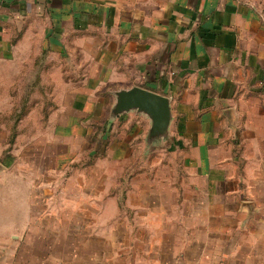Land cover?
Segmentation results:
<instances>
[{
  "label": "crops",
  "instance_id": "obj_1",
  "mask_svg": "<svg viewBox=\"0 0 264 264\" xmlns=\"http://www.w3.org/2000/svg\"><path fill=\"white\" fill-rule=\"evenodd\" d=\"M18 51L0 75V264H264V0H0V58ZM133 86L169 98L165 139L146 141L142 113L110 117ZM124 127L144 131L143 149L181 151L195 237L182 212L186 235L172 237L143 176L133 210L161 223L110 226L119 197L84 157L124 155L122 136L99 143Z\"/></svg>",
  "mask_w": 264,
  "mask_h": 264
},
{
  "label": "rangeland",
  "instance_id": "obj_2",
  "mask_svg": "<svg viewBox=\"0 0 264 264\" xmlns=\"http://www.w3.org/2000/svg\"><path fill=\"white\" fill-rule=\"evenodd\" d=\"M3 57L0 58V75L9 76L13 72L12 70H9V68L14 67L20 61L26 59L27 53H20L19 51L17 53L12 52L8 54V56L4 58ZM25 91L27 92V88H25ZM20 93H22L21 88L17 87L15 97L19 98ZM8 106V98L4 97L3 95L0 98V109L4 110ZM127 130L128 129H126V127L118 128L117 131L113 132L112 135H99V143H101L102 146L106 143V141L102 139L103 137H108L107 139L109 140L111 138V142H120L122 140L120 139V136L124 137V139L129 143L130 146V150L124 155H100L101 149L96 148L97 152H95L94 156L91 157L85 155L84 157V159L90 158L88 160L89 163L87 165V173H97L98 171L102 170L104 174V172L106 171V174L109 175V183L107 184L109 186V195L110 197L113 195H118L119 197L118 206L120 207V214H118L117 216L110 215V226L115 227L118 218H126L128 220L127 227L131 230L132 235L135 236L136 228L154 224V222H156V217L157 222H160L159 214L155 216L147 215L146 217H140L133 210L134 208L136 210V205L132 204V202H136V181H138V177L143 176L145 178L143 179V184L147 186L154 181L156 182L157 190H159L160 192V195L158 193V199L156 200L158 203H164L166 205V208H169L167 212L170 213L169 215L171 217V220H169L168 222L174 223L175 227L174 231L172 232V237H177L176 239L180 240L183 239V237L186 235V231L184 230V228L183 230H180L179 228L181 212L183 216L182 222L184 223L188 221L189 229L187 230V234L190 236V238L192 236L195 237L197 231V215L194 214L196 204L193 202L196 201L192 199L193 194H191L189 191H186L185 188L187 183L184 184V181H187L188 177L190 179L191 176L187 174L186 169L184 170V167L182 166L181 151L177 148L170 150H152V148L143 149V138L145 134L144 131H141V133L137 135L136 139V135L132 136V130L128 134L127 132L124 133V131ZM96 138L97 135H95L94 137V144L98 143L97 141H95ZM138 146H141L140 150H138ZM5 157L6 153L1 152L0 149V158L9 159L8 154L7 157ZM89 164L92 166H90ZM89 167H91V170L89 169ZM183 190L187 192V196L189 197V201L187 202L185 210H189L190 214L189 216L186 215V217L184 216V202H182L181 200V194ZM128 193L131 194V197L129 198H127L128 196H130L128 195ZM111 202L112 200H109V204ZM110 206L115 205L110 204ZM176 224H178L177 227ZM193 226L196 227L195 230ZM119 232L122 234V237L125 235L124 230L121 231L120 228ZM116 233L118 234L117 230L110 231L109 236L115 237ZM123 242L124 240L121 241V243ZM121 249V246L118 245L117 247V242H113V245H110V252L114 251L116 253L117 250ZM128 250L130 251V258H136V245L131 248L128 247Z\"/></svg>",
  "mask_w": 264,
  "mask_h": 264
},
{
  "label": "water",
  "instance_id": "obj_3",
  "mask_svg": "<svg viewBox=\"0 0 264 264\" xmlns=\"http://www.w3.org/2000/svg\"><path fill=\"white\" fill-rule=\"evenodd\" d=\"M115 102L110 117L115 118L128 111L142 113L150 119L146 141L150 144L165 139L171 119L169 98L142 87L133 86L114 92Z\"/></svg>",
  "mask_w": 264,
  "mask_h": 264
}]
</instances>
